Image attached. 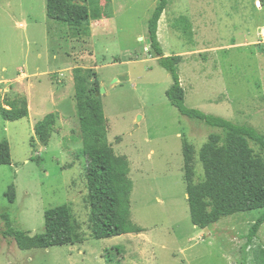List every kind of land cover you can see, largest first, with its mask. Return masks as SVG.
<instances>
[{"label":"rangeland","instance_id":"rangeland-1","mask_svg":"<svg viewBox=\"0 0 264 264\" xmlns=\"http://www.w3.org/2000/svg\"><path fill=\"white\" fill-rule=\"evenodd\" d=\"M90 1V33L78 35L48 17L46 0H0V105L20 96L29 101L23 119L6 120L0 112V141L8 140L12 152V163L0 165V215L8 212L17 227L35 235L45 231L48 209L68 204L86 237L23 250L1 236L0 264H108L107 250L112 264H264V224L242 258L244 236L263 210L206 228L191 220L183 139L195 147L198 182L205 175L201 147L220 130L182 115L166 95L173 79L148 41L158 0ZM263 35L264 0H171L159 23L164 53L183 56L186 105L264 134ZM78 66L92 68L105 89L108 138L116 155L129 161L131 218L144 228L140 233L91 237L74 96ZM51 112L58 113L57 129L43 144L35 125ZM12 184L14 202L5 196Z\"/></svg>","mask_w":264,"mask_h":264},{"label":"trees","instance_id":"trees-1","mask_svg":"<svg viewBox=\"0 0 264 264\" xmlns=\"http://www.w3.org/2000/svg\"><path fill=\"white\" fill-rule=\"evenodd\" d=\"M46 1L50 19L70 24L78 35L90 33L88 3L92 1ZM170 1L158 0L148 20L150 52L173 79L166 95L182 115L220 130L211 133L201 147L200 160L205 175L198 182L195 181V147L186 138L183 139L190 217L194 225L206 228L236 213L263 210L244 236L246 242L242 247V258L245 260L247 249L258 237L264 224V134L251 124L236 123L186 105V89L180 75L183 56L166 55L159 38V23ZM84 23L86 26L82 27ZM189 29L190 25L185 24L184 30L192 36ZM73 78L76 111L83 139L82 153L86 159L91 237L102 239L140 233L144 228L131 218L134 181L130 177V164L127 157L116 155L109 141L108 118L103 101L97 96L100 90L97 74L92 68L78 66L73 69ZM6 105H0V112L6 120L15 121L29 116V101L25 96L7 99ZM57 119L58 113L51 112L36 123L35 134L41 141L48 142L56 132ZM252 142L260 148V153L255 151ZM32 160L39 164L41 158L32 157ZM11 163V146L5 139L0 141V165ZM5 196L10 202L16 200L14 184L9 186ZM78 229L68 204L48 209L45 212V231L35 235L17 227L8 212L0 215V240L1 236L10 239L23 250L83 243L86 237ZM118 251L122 254L120 249ZM105 258L108 264L115 262L111 250L106 251Z\"/></svg>","mask_w":264,"mask_h":264},{"label":"water","instance_id":"water-1","mask_svg":"<svg viewBox=\"0 0 264 264\" xmlns=\"http://www.w3.org/2000/svg\"><path fill=\"white\" fill-rule=\"evenodd\" d=\"M150 42V40H148ZM105 91V89L103 87L100 88V90L97 92V96H101V94ZM141 118V117H140ZM45 142H43V144H45Z\"/></svg>","mask_w":264,"mask_h":264},{"label":"built area","instance_id":"built-area-1","mask_svg":"<svg viewBox=\"0 0 264 264\" xmlns=\"http://www.w3.org/2000/svg\"><path fill=\"white\" fill-rule=\"evenodd\" d=\"M262 38H263V40H264V35H263V37H262Z\"/></svg>","mask_w":264,"mask_h":264}]
</instances>
